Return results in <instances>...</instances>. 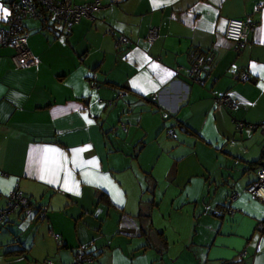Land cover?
<instances>
[{"label": "crops", "instance_id": "crops-1", "mask_svg": "<svg viewBox=\"0 0 264 264\" xmlns=\"http://www.w3.org/2000/svg\"><path fill=\"white\" fill-rule=\"evenodd\" d=\"M100 1L69 32L23 18L28 67L0 46V211L15 187L30 201L0 216V264H264L245 191L264 133L237 126L264 123V0ZM230 18L251 27L237 49ZM191 50L214 56L200 83Z\"/></svg>", "mask_w": 264, "mask_h": 264}, {"label": "built area", "instance_id": "built-area-1", "mask_svg": "<svg viewBox=\"0 0 264 264\" xmlns=\"http://www.w3.org/2000/svg\"><path fill=\"white\" fill-rule=\"evenodd\" d=\"M121 0H110L112 3H118ZM102 7L100 0H94L91 3L72 4L67 1L58 0H9V15L7 16V27L0 28V46L12 47L13 54L11 59L16 67H28L35 61L34 55L27 44V32L23 26V18L36 17L42 19H50L56 24L63 26L66 32H69L74 24L78 23L82 18L92 17L93 13ZM251 30L242 19L230 18L226 22L224 37L236 45V49L244 44L246 31ZM157 37V28H149L146 40L153 42ZM121 43H127L128 38L121 36ZM214 56L208 52H198L191 50L189 53L190 68L188 77L192 82L200 83L203 81L202 74L210 68ZM249 75L245 72L235 74L234 78L239 81L249 79ZM217 101L231 109L235 108L236 102L231 99L228 94H223L217 98ZM239 128L247 127L249 129L259 128L264 133V123L261 124H245L237 122ZM171 136V131H168ZM245 191L253 198L264 203V158L256 169V178L246 186ZM7 205L0 211V216L13 210L14 208H27L30 201L23 195L17 187L13 188L8 194ZM257 231L264 230V222L260 221L257 225ZM91 255H85L83 251H78L70 264H84L92 262ZM45 264H55L51 260H46Z\"/></svg>", "mask_w": 264, "mask_h": 264}, {"label": "snow or ice", "instance_id": "snow-or-ice-1", "mask_svg": "<svg viewBox=\"0 0 264 264\" xmlns=\"http://www.w3.org/2000/svg\"><path fill=\"white\" fill-rule=\"evenodd\" d=\"M154 5H155V0H154ZM155 6H158V5H155ZM0 12H2V18L6 19L7 16L10 14L8 13V10L7 9H0ZM90 123V121H89Z\"/></svg>", "mask_w": 264, "mask_h": 264}, {"label": "rangeland", "instance_id": "rangeland-1", "mask_svg": "<svg viewBox=\"0 0 264 264\" xmlns=\"http://www.w3.org/2000/svg\"><path fill=\"white\" fill-rule=\"evenodd\" d=\"M252 148H253V147H250L248 150H246V152H247V154H248L249 157H251V155H254V152L251 151ZM256 154H257V152H256ZM254 173H255V172H254ZM257 232H258V231H257ZM254 238H258V234H257V233L255 234ZM233 240H235V238H233Z\"/></svg>", "mask_w": 264, "mask_h": 264}, {"label": "trees", "instance_id": "trees-1", "mask_svg": "<svg viewBox=\"0 0 264 264\" xmlns=\"http://www.w3.org/2000/svg\"><path fill=\"white\" fill-rule=\"evenodd\" d=\"M44 20H46L47 21V19H43V21ZM212 65V64H211ZM211 65H210V68H211ZM210 68L208 69V70H206L207 72H209V70H210ZM241 73H243V72H241ZM246 73V72H245ZM235 74H240V73H234L233 74V79H235V80H237L236 78H234V75ZM239 81V80H238ZM244 123V122H243ZM263 159V158H262ZM261 162V161H260ZM260 162H259V164H260ZM250 184V183H249ZM246 189V188H245ZM263 222H264V220H263ZM257 227V226H256ZM257 230V229H256ZM19 251V250H18ZM13 252V251H12ZM84 253H85V251H83ZM78 253V252H77ZM85 255H89V253H85ZM92 257H93V255H91Z\"/></svg>", "mask_w": 264, "mask_h": 264}, {"label": "bare ground", "instance_id": "bare-ground-1", "mask_svg": "<svg viewBox=\"0 0 264 264\" xmlns=\"http://www.w3.org/2000/svg\"><path fill=\"white\" fill-rule=\"evenodd\" d=\"M28 34V33H27ZM28 37V36H27ZM32 52V51H31Z\"/></svg>", "mask_w": 264, "mask_h": 264}]
</instances>
